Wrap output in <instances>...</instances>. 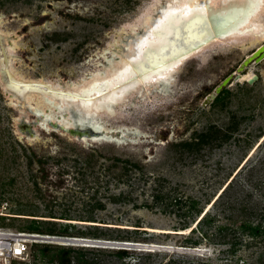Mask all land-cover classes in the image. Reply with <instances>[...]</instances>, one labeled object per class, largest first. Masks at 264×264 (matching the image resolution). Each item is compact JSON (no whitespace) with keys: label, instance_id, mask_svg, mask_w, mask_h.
<instances>
[{"label":"rangeland","instance_id":"obj_1","mask_svg":"<svg viewBox=\"0 0 264 264\" xmlns=\"http://www.w3.org/2000/svg\"><path fill=\"white\" fill-rule=\"evenodd\" d=\"M154 1L0 0V29L16 42L13 66L24 78L77 82L105 65L109 45ZM261 44L212 46L184 62L165 93L131 97L112 114H101L105 127L126 129L120 145L41 130L39 142L22 144L12 122L19 112L7 107L0 88V228L30 232L34 226L32 232L45 236L95 240L93 232L101 241L154 243L175 251L132 249L119 259L118 250L45 242L28 245L24 259L12 264H57L60 249L94 258L95 264H264V143L234 177L264 136V58L239 70ZM248 71L256 80L237 82ZM201 134L208 138L196 143ZM19 215L63 221L51 226ZM67 224L74 226L63 233ZM114 225L192 231L177 237Z\"/></svg>","mask_w":264,"mask_h":264},{"label":"bare ground","instance_id":"obj_2","mask_svg":"<svg viewBox=\"0 0 264 264\" xmlns=\"http://www.w3.org/2000/svg\"><path fill=\"white\" fill-rule=\"evenodd\" d=\"M172 2L173 0H155L140 19L123 28L119 38L109 45L108 51L111 56L106 58L105 65L91 73L87 78L79 79L77 82L24 78L13 66V51L17 48L16 42L0 29V69L6 70L3 72L6 82L1 80L2 76L0 74V88L7 98V107L19 112V116L12 119L17 141L33 146V144L40 141L38 132L41 130L46 134L58 133L83 143L103 144L112 142L120 145L123 137H125L126 129L119 127L115 130L105 127L100 119L101 114H112L116 108L123 107L131 97L142 99L165 93L172 84L175 73L183 63L212 46L232 41L241 42L243 46H253L264 41V20L262 19L264 6H261L260 0H183L179 7L171 9L173 15L166 18L169 11L166 4ZM184 5H187L188 10L199 8V11H185ZM211 11L220 13L228 11L229 13L226 15L227 17L225 16L226 20L222 18L224 21L221 22L220 36L212 35L206 20ZM188 19L191 20L185 28L187 42L202 39L208 33H211L212 37L197 48L182 53L185 45L177 44V40L170 42L169 39H171L174 32H176V36H181L182 24ZM201 24L205 25L206 32ZM153 31H157V34H153ZM162 45L171 50L170 56L176 54L178 56H174L165 63H160V65L141 76L136 75L133 66L138 67L137 63L141 61L143 65H146L144 56H142L144 49L148 48L147 55L151 58L150 61L155 64L159 62V59L161 61L164 59L162 57L164 54L161 53L160 49ZM255 52L261 53L260 59L256 62L261 61L264 58V44L257 46L246 59L252 58ZM252 78H254L252 73L248 71L246 74L239 75L237 82H249ZM28 116H31L32 119ZM263 143L264 136H261L255 147L248 153L243 164L235 172L234 177L253 159L256 150ZM224 188L225 186L222 190ZM222 190L205 206L201 215L196 219V226L198 221L210 211L211 206L221 196L224 191ZM1 216L12 217L11 215ZM15 218L32 219L38 217L19 215ZM38 219L63 221L53 218ZM67 222L79 226L94 224L99 227L100 225L94 222L77 220ZM196 226L192 223V227ZM121 227L119 225L113 226L115 229H121ZM122 228L126 230L139 229L154 235L177 237L188 235L191 229L190 227L175 231L148 226L145 228L125 226ZM15 236L23 237L25 243L59 242L62 245L83 244L88 246L90 244L87 243L92 242L90 241L92 239L77 237L65 239L55 236L26 234ZM125 243L134 242L126 241ZM136 245L137 248L142 246L148 248L159 247L154 243L146 245L138 243ZM195 250L199 252V248ZM152 251V253H159L161 250L152 249ZM164 252L171 254L175 251L164 250Z\"/></svg>","mask_w":264,"mask_h":264},{"label":"water","instance_id":"obj_3","mask_svg":"<svg viewBox=\"0 0 264 264\" xmlns=\"http://www.w3.org/2000/svg\"><path fill=\"white\" fill-rule=\"evenodd\" d=\"M227 14H229L228 11H226L225 13H220L218 11L217 12H212V11L209 12L208 16L206 17V20L209 24L211 31H212V35H219V33H220L219 31L222 29L221 28V22L224 21L222 18H224L226 20ZM190 20L191 19H188L187 21L183 22L182 27H181L182 34L180 37L176 36V32H174L171 39H169L170 42L177 40V42H176L177 44L181 43V44L185 45L184 49H182V53L189 52L190 50L197 48L198 46L205 43L207 40L211 39V37H212L211 33H208L207 36L203 37L202 39H198V40L193 41V42H187V37H186L187 33H186L185 28H186L187 23ZM201 25L203 26V30L206 32L207 29H205V25L204 24H201ZM154 33L157 34V31H153V34ZM158 33H159V31H158ZM165 47H166L165 45L160 46L161 53L164 54L162 56L164 59L162 61H161V59H159V62H156L155 64L152 63V61H150L151 58L148 57V55H147L149 50H148V48H145L142 56H144V59L146 61V63H145L146 65H143L142 61L137 63L138 67L136 65H134L133 71L135 72V74L141 76V75L145 74L146 72L154 69V67L160 65V63H165L166 61L174 58V56H178L177 54L174 56L173 55L170 56L171 50L167 49ZM260 56H261L260 52L259 53L255 52V54L252 58L246 59L243 61V63L239 66V70H242L245 67H247L249 64L258 61L260 59ZM5 71H6L5 69H2V68L0 69V74L2 76L1 80L3 82H6V79H5L6 77H4L5 74L3 73ZM254 80H256V77L252 78L248 83L252 84ZM7 84H9V83H7ZM219 90H220V88H217L216 92H219ZM213 98H214V96L211 95L207 98L206 101H208V99H213ZM65 239H69V238H65ZM90 241H92V242L87 243L90 245H88V246L87 245H81V246H85L88 248H103V249H110V250H132V249H134L135 251L147 252V253H150V252L152 253L153 252L152 249L174 250V249L169 248V247H167V248L166 247L165 248H163V247H150V248H148L146 246H142L141 248H137V245L135 243L106 242V241H101L99 239H95V240L93 239ZM184 251H197V250L185 249Z\"/></svg>","mask_w":264,"mask_h":264},{"label":"trees","instance_id":"obj_4","mask_svg":"<svg viewBox=\"0 0 264 264\" xmlns=\"http://www.w3.org/2000/svg\"><path fill=\"white\" fill-rule=\"evenodd\" d=\"M206 137V138H205ZM208 137H207V134H201L200 136H199V139H197V142L196 143H202V142H204L206 139H207ZM183 147H188V146H190L191 144H189V143H182L181 144ZM133 166H135V165H133ZM231 182H229V184H230ZM228 186V185H227ZM200 214V213H199ZM207 215V214H206ZM206 215L202 218V219H200V221H198V223H197V226L202 222V221H204L205 220V218H206ZM65 220H68V219H65ZM70 220V219H69ZM86 221H91V220H86ZM91 222H94V221H91ZM47 225H51V226H54L55 224H53L54 222H52V221H46L45 222ZM66 227H64L63 229H62V232L63 233H67V231H68V229H67V227H72V226H74V225H72L71 226V224H67V225H65ZM91 227H95V226H91ZM135 227H139V226H135ZM36 227H34V226H30L29 227V230H31L30 232H32V230H36L35 229ZM47 231H49V232H55V228L54 227H49V228H47L46 229ZM118 230H120V229H118ZM255 230L258 232V228L256 229H253L252 231L253 232H255ZM60 232H61V230H59ZM132 231H134L135 233L136 232H138L139 231V229H135V230H132ZM35 233H37V232H35ZM91 234H93V235H95V237H93V238H95V239H98V236H96V234H94L93 232H90ZM143 233H147V232H145V231H143ZM59 236H62L61 234H59ZM63 236H65V237H67V235H63ZM128 242H130V241H128ZM48 250H47V248H44V250H42V252H47ZM74 251L73 250H66V249H60V250H58L57 252H56V254H55V257H56V261H57V264H70L71 262H72V260H74L75 262H76V264H95L96 262H95V260H94V258H92V259H90V260H85L84 258H83V255L81 254V253H78V254H76L75 256H74ZM127 254H128V251L127 250H118V251H116L115 252V255L119 258V259H124V258H126L127 257ZM168 264H174L173 263V261H170Z\"/></svg>","mask_w":264,"mask_h":264},{"label":"built area","instance_id":"obj_5","mask_svg":"<svg viewBox=\"0 0 264 264\" xmlns=\"http://www.w3.org/2000/svg\"><path fill=\"white\" fill-rule=\"evenodd\" d=\"M38 235L45 236L35 232L9 231L0 228V264H12V261L23 260L27 255V246L35 243H25L24 238L15 235ZM12 235V236H11ZM34 240V239H32ZM38 244V243H37Z\"/></svg>","mask_w":264,"mask_h":264},{"label":"snow or ice","instance_id":"obj_6","mask_svg":"<svg viewBox=\"0 0 264 264\" xmlns=\"http://www.w3.org/2000/svg\"><path fill=\"white\" fill-rule=\"evenodd\" d=\"M183 2V0H173V2L172 3H167L166 4V7L169 9V11H168V13H167V15H166V18H170L172 15H173V13L171 12V9L173 8V7H179V5L181 4ZM260 3H261V6H264V0H260ZM184 9H185V11H199V8H195V9H192V10H188L187 9V5H184ZM183 14V13H182Z\"/></svg>","mask_w":264,"mask_h":264},{"label":"clouds","instance_id":"obj_7","mask_svg":"<svg viewBox=\"0 0 264 264\" xmlns=\"http://www.w3.org/2000/svg\"><path fill=\"white\" fill-rule=\"evenodd\" d=\"M1 217H4V216H1Z\"/></svg>","mask_w":264,"mask_h":264}]
</instances>
